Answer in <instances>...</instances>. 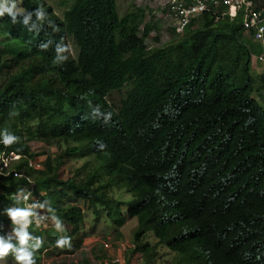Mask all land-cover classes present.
Returning <instances> with one entry per match:
<instances>
[{"label": "trees", "instance_id": "obj_1", "mask_svg": "<svg viewBox=\"0 0 264 264\" xmlns=\"http://www.w3.org/2000/svg\"><path fill=\"white\" fill-rule=\"evenodd\" d=\"M20 4L43 5L58 31L44 22L28 32L0 18V131L20 137L0 143V153L22 157L14 172L0 174V236L12 233L11 194L30 179L64 229L29 227L43 240L36 264L61 235L82 248L78 202L116 228L126 217L136 221L126 264L136 255L152 264L161 247L173 254L168 264H264V110L254 97L242 13L203 12L169 44L147 48L152 25L138 35L145 9L119 17L116 0H75L59 17L44 0ZM62 37L75 55L56 64ZM121 89L119 104H110ZM32 139L58 148L40 171L26 162L38 156ZM69 159L84 160L72 175L64 169ZM115 189L132 199L113 197Z\"/></svg>", "mask_w": 264, "mask_h": 264}, {"label": "rangeland", "instance_id": "obj_2", "mask_svg": "<svg viewBox=\"0 0 264 264\" xmlns=\"http://www.w3.org/2000/svg\"><path fill=\"white\" fill-rule=\"evenodd\" d=\"M74 1L75 0H44L59 17L62 16L66 9L72 6ZM165 1L166 0H116L117 14L119 17H122L135 7L146 10L147 14L140 26L138 35H140L144 23H150L152 25L153 30L144 40V44L147 48L165 46L177 36L174 34L166 16ZM10 2H13V0H10ZM7 3H9L8 0ZM67 45L70 48L71 55L74 56L75 49L70 39L67 40ZM253 52L254 50L252 49V53ZM123 94L124 89H121L119 92L111 93L108 97L109 103L117 106ZM28 144L33 154L38 155L37 157H39V160H42L45 156L55 154L58 149L55 145L46 146L36 139H32ZM83 162L84 160L81 159L67 160L64 166L65 173L72 175L73 171L80 167ZM111 194L113 197L124 201H130V199H132L131 195L124 189H115ZM78 205L82 208L84 216V223L82 226V235L84 239L81 244L82 248L74 250L70 247H48L47 251L42 256L40 264H112V261L116 257H123L121 263L126 264L127 249H129L126 244L131 243V236L136 226V221L126 217L125 223L121 227L116 228L106 220L104 213L99 219H96L87 205L82 202H78ZM149 240L152 241L153 239L149 237ZM172 256V252L165 247H161L159 250V258L152 264H168ZM0 264H15L14 257L8 256L5 260H0ZM127 264L144 263H142L139 255H136L133 259L128 260Z\"/></svg>", "mask_w": 264, "mask_h": 264}, {"label": "clouds", "instance_id": "obj_3", "mask_svg": "<svg viewBox=\"0 0 264 264\" xmlns=\"http://www.w3.org/2000/svg\"><path fill=\"white\" fill-rule=\"evenodd\" d=\"M8 1L9 3H7V0H0V18H3L5 15H7L8 17H10L12 24L15 25L17 23H21L27 29L28 32L39 33L41 31V25L44 22H47L49 27H52L54 31H58V26H56L49 19L48 13L45 11L43 5H40L31 11H28L24 7L21 6L20 0H13V2H10V0ZM217 9H214V10H217ZM214 10H209V11H214ZM33 16L36 17V21L32 20ZM37 22H39V27H38ZM173 32L177 36L183 33L182 32L180 34H177L175 33L174 30ZM245 34L250 35L244 32V35ZM63 40L64 38L62 37L61 42L57 44L55 48L56 56L53 62L56 64H61L69 59L68 55H63L65 53L70 52L69 46L66 45L63 42ZM51 43H52L51 40H48L47 42H41L39 47L42 51H46L49 48ZM251 58H252V54H251ZM96 111H98V107ZM111 118H112V113L109 112L105 118L106 122L107 120H110ZM19 141H20V137L14 135L8 129H4L3 131H0V143H3V145H5L6 147L19 143ZM105 148H106V145L103 142H98L99 151H103ZM11 153L14 155H17L15 156L16 159H12L10 157ZM1 154H3L7 158V166L2 168V170L0 171V174L6 176L9 172H14V170L11 168L12 164L14 162L19 161L22 157L20 154H17L15 152H9V153L2 152L0 153V155ZM44 158L42 160H39V157L37 156L28 157L26 158V162L28 164L29 159H35V160L40 161L41 166H42L40 169L32 168L34 171H40L43 169ZM28 167L30 166L28 165ZM12 174L16 175L15 173H12ZM26 182H27V186L24 189L23 188L18 189L17 192H14L11 194V198L15 200L16 205L12 204L10 207L5 209V214L7 215L12 225V233H10L8 230L9 234L7 233L8 234L7 239H5L4 236H0V260H5L9 256V254H11L14 257L15 264H36L35 253L43 245V240L40 237L33 236L28 231L29 227L33 223H36L37 225L44 224L45 223L44 221L47 219L46 217L38 216L35 209L39 208L43 210L47 205L48 212L51 213L52 215L50 216L49 213L48 212L47 213L51 217L53 224H54V226H52L51 228L47 230L55 229L57 232L64 231V229L61 228V219L58 218L54 214V210L49 206V202L45 201V204L43 203L42 201L43 192H40V191L36 192L34 188V184L30 179H26ZM29 190H31L32 194L39 196L43 204H38L34 202L32 204H28L27 206L23 207V203L27 201L32 195L31 192H28ZM124 202H127V201H124ZM35 227L39 231H47V230H40L37 226ZM13 239H15V243L12 242ZM56 246L58 248L70 247L71 238L68 236L61 235L56 240Z\"/></svg>", "mask_w": 264, "mask_h": 264}, {"label": "built area", "instance_id": "obj_4", "mask_svg": "<svg viewBox=\"0 0 264 264\" xmlns=\"http://www.w3.org/2000/svg\"><path fill=\"white\" fill-rule=\"evenodd\" d=\"M164 6L166 8L168 21L177 34L182 33L193 18H196L205 11L224 6L226 7L224 14L230 19L234 18L238 12H241L244 32L250 34L253 41L259 46L260 52L256 56V61L264 70V3H262L260 7H257L252 0H166ZM15 156L17 155L11 153L10 157L16 159ZM28 165L33 169H40L42 167L40 161L35 159H29ZM6 166L7 158L1 154L0 171ZM28 192H31V190ZM34 202L43 204L39 196L32 194L31 197L23 203V207ZM35 211L38 216L47 218L44 224L37 225L33 223L40 230H47L54 226L51 217L47 213L46 207L43 210L37 208ZM126 246L130 249L133 245L132 243H128ZM121 259H123V257H116L112 261V264H123L121 263Z\"/></svg>", "mask_w": 264, "mask_h": 264}, {"label": "crops", "instance_id": "obj_5", "mask_svg": "<svg viewBox=\"0 0 264 264\" xmlns=\"http://www.w3.org/2000/svg\"><path fill=\"white\" fill-rule=\"evenodd\" d=\"M245 38L249 44V48L252 54V72L253 76L255 77L254 83V97L259 105L264 110V70L260 67V64L256 61V56L259 54L260 49L258 45L252 40L250 35L245 34ZM251 41V42H250ZM252 49L254 52L252 53ZM261 83V84H260ZM262 85V86H261Z\"/></svg>", "mask_w": 264, "mask_h": 264}]
</instances>
